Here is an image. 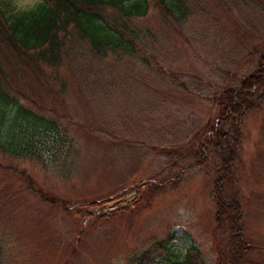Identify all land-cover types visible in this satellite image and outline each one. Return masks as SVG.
I'll use <instances>...</instances> for the list:
<instances>
[{
  "label": "rangeland",
  "instance_id": "obj_1",
  "mask_svg": "<svg viewBox=\"0 0 264 264\" xmlns=\"http://www.w3.org/2000/svg\"><path fill=\"white\" fill-rule=\"evenodd\" d=\"M40 1L0 0V11ZM181 3L176 20L147 0L143 17L125 21L134 55L97 56L69 25L57 83L47 75L38 87L29 73L38 106L19 100L33 114L21 121L9 105L1 127L18 152L0 149V264H218L229 229L214 223L219 160L200 148L203 128L264 52V0ZM238 128L224 196L240 205L247 264H264V95Z\"/></svg>",
  "mask_w": 264,
  "mask_h": 264
},
{
  "label": "trees",
  "instance_id": "obj_2",
  "mask_svg": "<svg viewBox=\"0 0 264 264\" xmlns=\"http://www.w3.org/2000/svg\"><path fill=\"white\" fill-rule=\"evenodd\" d=\"M164 17L181 18L183 6L181 0H154ZM147 0H41L34 8L19 12L10 17L0 11V149L4 154H17L7 137L1 134L5 123L7 107L18 105L19 100L31 101L38 106L31 92L37 90L28 86L29 73L33 75L38 87L40 79L52 75L53 83L59 80L58 67L61 61L62 41L59 33L72 26L86 40L89 48L97 56L107 53L134 55L138 36L134 30H127L126 20L141 18L146 14ZM112 14V15H111ZM6 68L15 73L22 81V87L13 83L5 73ZM49 70L50 73H46ZM5 71V72H4ZM47 80V79H46ZM24 81V82H23ZM16 86H15V85ZM18 86V87H17ZM264 95V52L260 54L252 74L238 80V86L222 91L217 100V118L204 125L205 138L201 149L209 148L218 158L215 179L212 184L215 207L214 223L216 227L224 225L229 229L227 241L217 246L218 264H247L248 243L240 222V205L235 195L225 198L224 189L231 184L232 168L236 160V148L239 141L238 125L242 117L255 111ZM16 116L21 121L30 120L32 112L18 105ZM28 118V119H27ZM53 121L47 120L52 127ZM69 136V135H68ZM65 144L73 150L70 137L64 136ZM14 148V152H13ZM202 150V151H203ZM43 202L54 208L59 203L37 193ZM220 260V262H219ZM189 258L185 263L189 264Z\"/></svg>",
  "mask_w": 264,
  "mask_h": 264
},
{
  "label": "water",
  "instance_id": "obj_3",
  "mask_svg": "<svg viewBox=\"0 0 264 264\" xmlns=\"http://www.w3.org/2000/svg\"><path fill=\"white\" fill-rule=\"evenodd\" d=\"M129 196H125L124 198H120L118 201L114 202L113 206L123 203L125 200L128 199Z\"/></svg>",
  "mask_w": 264,
  "mask_h": 264
}]
</instances>
